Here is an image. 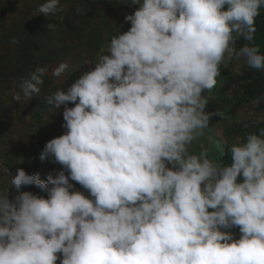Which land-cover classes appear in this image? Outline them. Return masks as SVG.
<instances>
[{"label":"clouds","instance_id":"9594fccd","mask_svg":"<svg viewBox=\"0 0 264 264\" xmlns=\"http://www.w3.org/2000/svg\"><path fill=\"white\" fill-rule=\"evenodd\" d=\"M121 4L137 6L124 16L130 28L45 97L52 112L62 108L65 131L40 159L61 169L41 180L0 167V264H264V127L232 144L227 163L190 150L210 117L223 116L205 110L202 93L225 56L264 71L254 43L264 0ZM63 10L44 0L33 15ZM47 74L41 66L22 77L14 101L33 100Z\"/></svg>","mask_w":264,"mask_h":264},{"label":"rangeland","instance_id":"374dc122","mask_svg":"<svg viewBox=\"0 0 264 264\" xmlns=\"http://www.w3.org/2000/svg\"><path fill=\"white\" fill-rule=\"evenodd\" d=\"M43 2L0 0V167L13 171L23 168L26 173H39V178L46 180L47 174L55 175L53 170L62 166L41 160L40 153L48 140L65 129L61 127L62 108L52 112L45 97L57 88L67 87L93 66L111 37L130 28L124 16L137 6L122 5L123 0H60L64 10L56 16L33 15ZM255 23L254 43L264 54V10ZM239 44L238 41L236 47ZM61 62L68 64L67 70L60 77H53L52 69ZM41 66H47L48 74L39 95L27 104L14 101L13 93L21 78ZM216 79L215 87L202 95L208 100L205 110L219 111L223 116L210 117L209 128L190 150L195 154L206 151L211 160L227 163L232 144L246 133L264 127V71L226 55ZM6 183L0 173V190ZM70 183L88 195L78 183ZM21 191L47 198L36 186H22ZM9 193L10 198L17 194L15 188H10ZM230 231L235 238L239 237L238 229ZM56 264H60L59 259Z\"/></svg>","mask_w":264,"mask_h":264}]
</instances>
